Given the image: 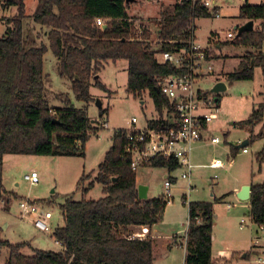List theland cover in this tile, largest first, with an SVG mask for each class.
<instances>
[{
    "label": "trees",
    "instance_id": "1",
    "mask_svg": "<svg viewBox=\"0 0 264 264\" xmlns=\"http://www.w3.org/2000/svg\"><path fill=\"white\" fill-rule=\"evenodd\" d=\"M26 1L0 0L3 8L16 9L12 26L0 38V203H7L13 196L3 186L5 156L84 158L87 142L100 129L97 122L88 119L86 109L76 110L67 104L54 109L47 105L42 69L47 49L57 61L60 76L71 82L77 100L85 103L89 101L90 79L105 90L98 82L102 65L125 61L126 92L133 98L148 94L161 116L168 103L159 92L158 82L174 75L176 69L157 64L156 54L180 48L165 44L160 51L154 52L148 44L146 30L142 32L141 41H130L132 22L139 20L128 16L125 0H35L31 19L48 30V44L40 45L24 28ZM211 17L208 10L193 4L192 0H183L181 5L174 3L164 8L154 23L157 40L187 42L193 22ZM239 17L247 22H259V25L252 32L232 40L234 45L252 49V52L242 57L237 70L226 76L229 83L251 81L255 69H260L264 77V4H245ZM97 19L103 21L105 29L96 26ZM206 53L209 56L208 50ZM106 112L100 108L99 118ZM263 118L264 103L253 109L246 121L236 124L248 132V144L260 136H253L251 129ZM147 126L159 129L166 124L161 120L148 121ZM125 137V130L112 136L93 182L83 188L89 175H82L77 183L83 194L91 190L94 183L100 185L103 197L97 201L67 199L60 206L64 225L56 228L51 237L61 251L34 250L31 257H25L21 249L28 243L11 245L0 241V249L8 251L5 264H154L151 238L134 237L136 233L131 229H150L159 224L168 201L162 197L138 200L136 173L130 170V159L124 157ZM230 152L234 156L238 149L231 148ZM258 154L262 157L264 149ZM143 167L173 172L177 164L170 159H154ZM218 201L187 205L189 224L184 264L218 263L211 256L213 207ZM248 207L252 223L264 227V183L251 187ZM194 218H199L200 223ZM222 263L229 264L226 260Z\"/></svg>",
    "mask_w": 264,
    "mask_h": 264
},
{
    "label": "rangeland",
    "instance_id": "2",
    "mask_svg": "<svg viewBox=\"0 0 264 264\" xmlns=\"http://www.w3.org/2000/svg\"><path fill=\"white\" fill-rule=\"evenodd\" d=\"M175 1L131 0L128 3V16L137 18L152 29L151 38L156 39L154 23L159 13L164 8L173 6ZM245 4L260 5L264 4V0H217L218 18L212 16L210 19L194 22L196 45L208 49L207 63L212 69L203 73L205 76L197 84L201 94L204 93L207 97V100L201 103V110L204 113L217 114L218 120L211 123L209 128L212 130L210 135L217 137L220 143L217 146L209 144L202 146L198 158L192 161L196 166L192 175L194 190L186 198L185 203L213 202L214 198L227 195L225 202L217 203L213 207L215 219L212 226L211 256L215 262L230 261L233 258V261L237 262L234 264H252V257L248 258L252 255H260L264 250V232L252 223L245 202L238 201L232 194L234 188L245 182L246 184L264 183V155L260 157L258 154L264 149V118L251 129L253 136H260L247 144L245 147L247 153L241 154V149H238L233 158L229 156L231 148L240 146L248 140L247 136L249 137L246 129H239L236 124L246 121L253 109L264 103V77L260 69H255L251 81L229 83L226 79L228 74L237 70L241 58L252 52V49L234 45L232 40L227 39V34L230 33L235 38L234 28H240L247 22L239 17L240 9ZM35 7V0L25 2L24 28L30 31L37 44L47 45L48 30L34 24L31 19ZM14 18H16V9L3 8V3L0 2V38L6 29L12 26L11 21ZM258 25L259 22H254V30ZM42 69L45 83L44 98L47 105L54 109L64 108L65 104L76 110L86 109L88 119L97 122L100 129L96 134L91 135L87 142L84 158L16 155L4 157L3 186L13 196L7 203L6 201L0 203V241L11 245L28 243V246L21 249L25 257H31L34 250L53 253L61 251L51 237L56 228L64 225L60 206L67 199L75 202L82 199L97 201L103 197L101 186L96 183L91 190L83 194V189L77 187L80 177L89 175V179L83 183V188L94 181L97 166L110 147L112 136L119 130H125L128 120L136 119L138 127H141L150 117L157 114L148 94L133 98L126 92L127 63L125 61L107 62L102 65L98 82L105 90H101L95 85V80L90 79L89 101L86 103L77 100L71 82L60 76L57 61L49 49L43 56ZM219 82L226 90L218 94L212 93V88ZM100 108L107 111L102 118H99L98 114ZM103 124L106 125L105 128H101ZM213 159L224 162L232 159V161L228 163L229 167L215 171L207 167ZM31 172H35L38 176V183L35 186L23 181V176ZM179 174V170L170 174L171 178H176V182L171 184L172 199L159 224V232L162 236L176 232L178 229L184 230L186 224V205H183L181 200V197L187 194L186 182L178 179ZM163 177V169L141 167L137 171L139 186H146L149 190L148 200L165 197ZM21 201L38 204L51 212L52 219L48 234L37 231L30 223L20 218ZM240 220L246 225L240 227ZM255 238L260 239L258 249L252 247ZM167 251L168 256L163 252L155 253L154 264H182L185 251L183 247L171 248ZM243 254L247 255L246 259L240 260ZM7 260V249H0V264H5Z\"/></svg>",
    "mask_w": 264,
    "mask_h": 264
},
{
    "label": "built area",
    "instance_id": "3",
    "mask_svg": "<svg viewBox=\"0 0 264 264\" xmlns=\"http://www.w3.org/2000/svg\"><path fill=\"white\" fill-rule=\"evenodd\" d=\"M161 1V0H156ZM183 0H176L177 5H181ZM217 0H192L193 4L208 10L213 17L218 18ZM195 22V21H194ZM190 27V39L187 42L180 39L174 41H159L156 37V28L154 30L156 39L151 38L153 30L141 21L132 22L130 30V41H141V35L144 30L149 33L148 44L154 52L160 51L162 45L169 44L179 46L173 52H163L156 54V61L159 65H170L176 69L174 75L163 77L158 82V88L161 96L167 101L168 106L162 111L161 116L158 115L152 122L162 121L166 126L159 129L149 128L147 123L144 127H138L136 119L127 121L126 145L124 148V157L130 159V170L137 172L144 164L154 159L173 160L176 162L180 171L179 178L186 182V198L194 190L190 181L195 166L191 162V152L193 147L201 141L202 128L212 123L217 114L204 113L201 109L202 101H206L207 97L198 89L199 80L204 77L203 73L210 72L212 69L208 62L206 48H201L195 42V25ZM131 23V21H128ZM99 28L103 27V21L97 19L95 22ZM227 39L233 40L234 36L227 34ZM185 44L186 47L182 45ZM207 74V73H206ZM105 126H103L104 128ZM213 144L218 143V139H211ZM242 153H247L244 149ZM209 169L223 168V162L220 160H212L207 166ZM23 181L30 186L38 183V176L35 172L23 176ZM164 199L170 202V187L168 180L164 182ZM186 203V200H185ZM230 208V207H228ZM20 218L30 223L37 231L48 234L50 232V221L52 214L41 208L38 204L28 201L19 203ZM199 224L200 219L194 218ZM189 224V222H188ZM245 222L240 220V226ZM188 226V225H187ZM261 232L264 227L259 226ZM186 234V233H185ZM140 238L141 235H134ZM186 240V237H185ZM58 245L57 243H55ZM254 249L260 248V239L255 238L252 243ZM262 254V255H261ZM260 255H255L251 260L252 264H264V250Z\"/></svg>",
    "mask_w": 264,
    "mask_h": 264
},
{
    "label": "crops",
    "instance_id": "4",
    "mask_svg": "<svg viewBox=\"0 0 264 264\" xmlns=\"http://www.w3.org/2000/svg\"><path fill=\"white\" fill-rule=\"evenodd\" d=\"M247 23V22H246ZM253 25H254V22H253ZM253 30H254V28H253ZM236 33V32H235ZM220 83V82H219ZM152 101V100H151ZM142 104H143V102H141ZM153 103V102H152ZM215 103H217V100L215 101ZM154 107V106H153ZM157 113V112H156ZM158 117V114H156V116H152V117H150V119H148L146 122H144L143 123V125H141V127H144L145 125H146V123L148 122V121H153L154 119H156ZM216 121L218 120V116L216 117V119H215ZM214 120V121H215ZM213 121V122H214ZM212 122V123H213ZM210 125H211V123L210 124H207V125H205L203 128H202V130H201V141L198 143V144H196L194 147H193V149H192V152H191V162L193 161H195L197 158H198V152L200 151V149L202 148V146H204V145H206V144H209V145H212V146H217L219 143H220V141L218 142V143H215V144H213L212 142H211V139H218L217 137H212L210 134H211V132H212V130H211V128H209L210 127ZM103 126H105L106 127V125L105 124H103L102 126H101V128L103 127ZM104 127V128H105ZM247 139H248V136H247ZM219 140V139H218ZM243 143H246L245 144V146L244 147H240V146H236V148L237 149H241V154H243L242 153V151L245 149V147L247 146V144H248V141H244ZM242 144V143H241ZM240 144V145H241ZM260 153V152H259ZM105 154V153H104ZM244 154H246V153H244ZM229 156L231 157V158H233L234 156H231V152L229 151ZM103 157H104V155H103ZM230 157H228V159H230ZM213 160H219V159H213ZM212 161V160H211ZM210 161V162H211ZM221 161V160H220ZM231 161H232V159H231ZM231 161H229V162H231ZM223 162V168H219V169H211V170H220V169H225V167L227 166V167H229L230 166V164H228L229 162H224V161H222ZM101 163V162H100ZM227 163V164H226ZM193 164V163H192ZM210 164V163H209ZM208 164V165H209ZM207 165V166H208ZM195 166V165H194ZM196 167V166H195ZM164 170V182L166 181V180H168L169 182H170V184H172V183H174V182H176V178H171V176H170V174L172 173V172H168L166 169H163ZM175 171H178V167H177V169L175 170ZM136 174H137V172H135ZM192 175H193V173H192ZM178 178V177H177ZM170 179V180H169ZM179 180H181L180 178H178ZM136 186L138 187L139 185H140V183H139V180H138V178H136ZM181 181H184V180H181ZM190 183H191V185H192V177H191V181H190ZM163 185H164V183H163ZM245 185H248V186H250V187H252V186H254V185H258V184H253V183H249V184H246V182L245 183H243V184H241L238 188H234V192L232 193V194H234V198H236V195H237V193L240 191V189H241V187H243V186H245ZM146 187V186H145ZM164 188V187H163ZM185 190H186V187H185ZM148 192H149V190L147 189V199H148ZM226 196L227 195H224V196H221V197H219V198H214V200H219L218 201V203H221V202H225V198H226ZM185 197H186V194L185 195H183L181 198V200H182V203H183V205H186V210H187V220H186V224L184 225V230H181V229H178L176 232H170V234H167V235H165V236H162L161 234H160V229H159V224H157V225H154V226H152L150 229H148V228H146V227H141V228H134V229H131V231H133V233L135 234V235H141V239H143V238H145V237H147V236H149L150 238H151V240H152V255L154 256V254L155 253H160V252H163V253H165V254H167V256H168V254H169V252L167 251V250H170L171 248H176V249H179L180 247L182 248H184V250H185V246H186V240H185V237H186V231H187V229H188V222H189V217H188V208H187V205L189 204V203H204V202H189L188 204H185ZM221 199V200H220ZM237 199V198H236ZM245 204L248 206V202H245ZM167 207V206H166ZM228 207H230L229 205L227 206V209L229 210L230 208H228ZM248 210H249V207H248ZM244 225H246V224H244ZM244 225H242V226H240V221H239V226L240 227H243ZM175 228H178L177 226H175ZM171 231H174V230H171ZM252 255V254H251ZM184 257H183V262H182V264H184V258H185V256H186V251H184V255H183ZM246 256L247 255H245V254H243V255H241L240 256V260H245L246 259ZM251 257H252V259L254 258V256L252 255V256H250V258H248V259H251ZM251 259V260H252ZM153 263H155V259H154V257H153ZM216 262H220V263H222L223 262V260L222 261H219V260H217ZM229 262V264H234V262L235 261H233V258H231L230 259V261H228ZM235 263H237V262H235Z\"/></svg>",
    "mask_w": 264,
    "mask_h": 264
},
{
    "label": "water",
    "instance_id": "5",
    "mask_svg": "<svg viewBox=\"0 0 264 264\" xmlns=\"http://www.w3.org/2000/svg\"><path fill=\"white\" fill-rule=\"evenodd\" d=\"M126 3L131 2V0H125ZM105 29V28H102ZM234 31L236 32V38H239L243 33H250L253 31V22L249 21L245 23L240 28H234ZM226 90L225 86L222 83H217L212 88V93L218 94L221 92H224ZM100 107V106H99ZM246 143H242L240 147H244ZM250 194H251V187L248 185H245L241 187L240 191L237 193L236 198L240 202H249L250 200ZM137 198L139 201H145L147 199V187L145 186H138L137 187Z\"/></svg>",
    "mask_w": 264,
    "mask_h": 264
}]
</instances>
